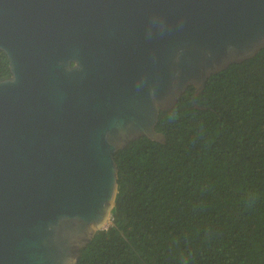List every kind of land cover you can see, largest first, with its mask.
<instances>
[{
	"label": "water",
	"instance_id": "95a60500",
	"mask_svg": "<svg viewBox=\"0 0 264 264\" xmlns=\"http://www.w3.org/2000/svg\"><path fill=\"white\" fill-rule=\"evenodd\" d=\"M263 48L264 0H0V264H76L115 153Z\"/></svg>",
	"mask_w": 264,
	"mask_h": 264
},
{
	"label": "trees",
	"instance_id": "16d2710c",
	"mask_svg": "<svg viewBox=\"0 0 264 264\" xmlns=\"http://www.w3.org/2000/svg\"><path fill=\"white\" fill-rule=\"evenodd\" d=\"M193 93L159 112L164 143L115 153L110 225L76 264H264V48Z\"/></svg>",
	"mask_w": 264,
	"mask_h": 264
},
{
	"label": "flooded vegetation",
	"instance_id": "af4514ba",
	"mask_svg": "<svg viewBox=\"0 0 264 264\" xmlns=\"http://www.w3.org/2000/svg\"><path fill=\"white\" fill-rule=\"evenodd\" d=\"M10 77L8 61L5 55L0 51V80H5Z\"/></svg>",
	"mask_w": 264,
	"mask_h": 264
},
{
	"label": "built area",
	"instance_id": "2783aa9c",
	"mask_svg": "<svg viewBox=\"0 0 264 264\" xmlns=\"http://www.w3.org/2000/svg\"><path fill=\"white\" fill-rule=\"evenodd\" d=\"M110 222H111V218H110V220L108 221V223L103 227V229H106V228L110 225Z\"/></svg>",
	"mask_w": 264,
	"mask_h": 264
}]
</instances>
